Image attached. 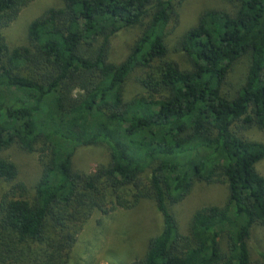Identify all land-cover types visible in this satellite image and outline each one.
<instances>
[{
	"label": "trees",
	"instance_id": "obj_1",
	"mask_svg": "<svg viewBox=\"0 0 264 264\" xmlns=\"http://www.w3.org/2000/svg\"><path fill=\"white\" fill-rule=\"evenodd\" d=\"M31 0H0V264H68L93 212L154 203L158 234L129 264H264L247 240L264 227V0H227L201 11L176 39L184 65L167 56L166 27L182 0H60L29 21L25 43L2 35ZM137 26L118 62L111 38ZM243 76L227 87L234 65ZM134 74L137 89L126 95ZM35 152L29 193L2 151ZM107 149L91 172L73 167L78 146ZM193 180L219 182L220 205L195 209L179 232L169 207Z\"/></svg>",
	"mask_w": 264,
	"mask_h": 264
},
{
	"label": "rangeland",
	"instance_id": "obj_2",
	"mask_svg": "<svg viewBox=\"0 0 264 264\" xmlns=\"http://www.w3.org/2000/svg\"><path fill=\"white\" fill-rule=\"evenodd\" d=\"M60 5V0H31L2 29L6 45L10 48L24 44L29 21L39 16L46 8ZM228 7L227 0H182L176 7L177 17L170 19L166 27L167 56L184 65L176 48V39L180 33L193 24L197 15L204 9ZM138 31L137 26L122 29L111 38L109 59L112 62H118L124 57ZM245 65V59L235 63L227 87L236 84L243 76ZM124 88L126 95L136 91L134 74L127 77ZM243 134L248 139L264 144V133L256 128H250ZM2 155L15 164L17 180L21 181L30 193L39 174L37 154L24 152L13 144L3 150ZM107 161L108 152L102 145L78 146L72 157L73 167L81 172H91L97 165ZM255 169L264 178V157L255 164ZM8 186L7 182L0 180V194ZM226 195L227 191L222 183L193 180L188 194L169 207L175 217L178 231H185L189 217L195 209L209 204L220 205L225 201ZM160 228V215L152 200L148 198L141 199L130 208L115 207L105 213L93 212L76 236L68 264H129L143 256L148 239L158 234ZM247 245L252 257L256 251H264L263 226L255 224L251 227Z\"/></svg>",
	"mask_w": 264,
	"mask_h": 264
}]
</instances>
